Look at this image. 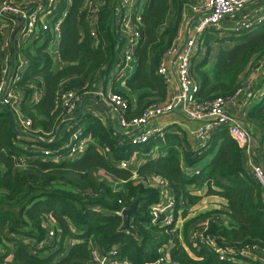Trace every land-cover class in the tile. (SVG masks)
<instances>
[{
  "label": "trees",
  "instance_id": "1",
  "mask_svg": "<svg viewBox=\"0 0 264 264\" xmlns=\"http://www.w3.org/2000/svg\"><path fill=\"white\" fill-rule=\"evenodd\" d=\"M37 1L13 0L25 8L33 7ZM93 1L98 0H70L69 4L68 0H60V10L67 9L61 27L60 60L48 51L49 34L34 39L24 49L29 67L15 88L24 96L20 110L31 119V130L38 139L18 134L8 111L0 109V264H90L92 246L104 254L115 249L112 257L122 264H167L160 261L165 255L170 264H263L260 259L240 255L242 249L264 254V204L260 185L248 173L245 152L226 128L215 130L209 146L198 153L188 147L182 128L175 132L168 126L163 136L133 145L129 135L122 136L89 115L84 131L92 143L86 152L68 158L66 149L60 150L69 135L55 137L61 123L70 116L55 104L60 92L71 89L81 97L87 95L100 80L113 77L122 53L123 40L113 25L112 0H100L94 26L89 21ZM198 1L147 0L144 5L135 51L136 71L126 81L125 91L113 89L126 97L128 91H143L137 104L130 103L126 110L128 119L167 99L168 85L158 68L178 38L186 5ZM260 26V31L252 34L235 31L239 35L231 37L229 50L218 54L213 79L203 68L209 50L195 62L193 73L202 79L199 99L234 93L242 71L264 57V23ZM210 32L204 36L208 44L217 38L214 29ZM4 38L0 32V73ZM38 89L42 99L32 105L30 99ZM246 120H256L264 129V94L246 110ZM17 128L20 130L18 124ZM172 142L182 147L184 162L176 147L169 146ZM165 146H169L166 156L151 157L154 147L160 150ZM134 153L147 158L137 166L136 176L118 164ZM56 155L60 160H54ZM209 155L210 162L204 164ZM198 168L200 173L196 174ZM100 172L120 183L112 184ZM154 175L163 176L175 196V221L170 226L151 221V207L160 199L159 189L150 185ZM206 196L225 200V209L188 217L191 208ZM138 199L137 213L131 215L129 227L125 228L124 217L117 212L132 207ZM183 218L187 219L179 228ZM51 219L57 239L46 246L48 253L42 257L37 243L45 236ZM203 223L208 224L207 234L219 246L234 250L226 259H220L209 245H194L191 235Z\"/></svg>",
  "mask_w": 264,
  "mask_h": 264
},
{
  "label": "built area",
  "instance_id": "2",
  "mask_svg": "<svg viewBox=\"0 0 264 264\" xmlns=\"http://www.w3.org/2000/svg\"><path fill=\"white\" fill-rule=\"evenodd\" d=\"M256 1L258 0H199L193 6L197 16L186 39L182 43L176 40L164 54L158 68L168 89L174 84L173 90L164 102L149 105L141 115L128 119L125 113L130 106V99L121 93L114 92L111 88H96L92 90V93L101 97L103 102L113 110L120 126L128 131L130 143L133 145H142L153 137L163 136L164 128L156 124L152 125L150 122L172 112H178L186 120L197 123V127L192 129L191 133L197 145L195 151L198 153L209 146L215 130L226 128L229 135L244 150L248 173L260 185L264 204V129L259 136L253 135L246 118L239 115L244 106L250 107L253 102H258L263 97L264 83H251L241 77L239 86L230 96L218 95L208 100H201L197 97L201 87L193 73L195 59L202 48L205 33L223 27L226 21L234 19L238 13L243 12L248 5ZM69 3L70 0H68ZM111 4L114 12V29L120 34L124 44L112 74L117 80L126 83L137 68L135 51L140 39L139 25H142L143 9L139 0H112ZM100 7V0L92 5L89 14L92 26L98 22ZM66 15V8L60 10V0H38L31 8L21 7L13 0H0V32L5 35L2 42L0 101L2 98V103L13 111L16 124L20 127L19 131L22 135L35 140L37 138L28 135H34L31 130V119L24 117L20 110L24 96L15 88L23 80L29 67V60L24 54V49L31 43L34 36L35 39H40L49 34L51 42L53 39L59 41L62 23ZM253 18L255 17L251 16V13L245 11L242 20H239L238 23L241 22V26L245 29H252L255 21ZM235 28L240 30V27ZM91 34L94 38L97 36L94 29ZM172 59L176 66L173 74L167 67L168 62ZM252 72L254 75L259 74L260 68H255ZM42 96L43 93L39 89L36 90L30 103L32 105L39 103ZM81 99L82 97L74 90L69 89L60 92L55 104L57 107H61L67 115H72L76 112ZM72 123L67 128L69 140L60 148V150L66 149L65 153L68 158L82 155L92 143V139L86 136L84 129ZM31 146L37 147L35 144ZM54 160H60V156H54ZM118 164L120 168L129 169L136 176V168L139 164L135 156L121 160ZM195 173L199 174L200 169H196ZM150 185L158 188L160 192L159 201L150 210L152 223L163 226L172 225L175 221V196L172 193V188L161 175H154L150 179ZM123 210L117 213L123 216ZM54 225L55 222L51 219L45 236L37 243L39 252H48L45 249L46 246L57 239ZM122 231L130 234L128 229L123 228ZM207 232V223H203L195 229L191 235L194 245H209L220 259H226L228 253L234 250L219 246ZM71 243L74 244L75 241ZM258 253L260 252L255 254L252 249L240 251V255L243 257L260 259L264 264V257L258 256ZM115 254V249L109 254H104L100 249L92 246L90 264H122L118 259L112 257ZM228 259L238 263L242 262L235 258L229 257ZM164 260L170 264L166 255L160 258V261Z\"/></svg>",
  "mask_w": 264,
  "mask_h": 264
},
{
  "label": "crops",
  "instance_id": "3",
  "mask_svg": "<svg viewBox=\"0 0 264 264\" xmlns=\"http://www.w3.org/2000/svg\"><path fill=\"white\" fill-rule=\"evenodd\" d=\"M139 2L141 5L142 0H139ZM197 3H195V4H197ZM195 4L186 5V7L183 11L182 21H181V24L179 27V35H178L179 37L177 39V41H179V43L184 42V40L187 37V34L190 32V29H191L193 23L195 22V18L197 16L196 12L193 10V6ZM245 11L247 13H251V16L255 17V18H253V19H255L253 26H252L253 28L249 29V30L255 31L257 28H260L261 27L260 25L262 23H264V1L263 0H258L256 2L248 5L246 7V9L243 12L238 13L236 15V17H234L233 20H228V21H230L232 28L233 27H240L239 29L241 31L242 30H248V29H245L243 26H241V22H240V24L238 23L239 20H242L243 13H245ZM241 27H243V28H241ZM54 40L55 39H53L52 42L49 44L48 51L50 52V54L52 55L53 58H55L56 60H60L59 45H60L61 38L59 39V41H54ZM53 42L59 43V45L54 48L52 45ZM123 46H124V44H122V50H123ZM227 50H229V48ZM205 54H203V49L201 48L198 55L196 56L195 62L198 63L199 61H201V59L203 58V56H205ZM218 54L219 53H216V60H217ZM260 62L264 63V57L255 61V63H260ZM216 63H217V61H216ZM53 66H55V64ZM167 67L169 68V71L173 74L175 67H176L174 64V59H172L168 62ZM132 75H131V77H132ZM241 77L245 78L246 81H249L251 83H262L263 84L264 83V70H263L262 76H261V74L254 75L252 71H250V72L246 71L244 73H241L240 78ZM195 78H196V81L201 85L202 79L200 80L196 76H195ZM96 88H102V89H110L111 88L112 90L113 89H119V90L125 91V89L127 87H126V83L122 82L121 80H117L114 77L111 78V76H110L108 78H103L102 80H100L97 83ZM173 88H174V84L169 86V89H168L169 95H170L171 91L173 90ZM142 92L143 91H128V93H127L128 98L130 99V102L132 103V105L137 104L138 98ZM248 108L249 107L244 106L239 115L242 116L243 118H246V110ZM81 110L83 111L82 113H81ZM237 111L239 112L238 108H237ZM89 115H93V116L99 118L104 125L111 126L115 130L120 132V134L122 136H128L129 135L128 131L120 126L118 118L115 115V113L113 112V110L103 102L101 97L95 96V94L92 93V91H91L87 95H84L82 97V99L79 101L78 108H77L76 112L73 113L72 115H70L66 121H64L65 123H64L58 137L65 136L67 134V128L71 124L70 122L67 123V121H73L75 123H79L78 126L84 129V127L87 123V117ZM246 122L248 123L250 130L253 133V135L259 136L261 134V132L263 131V129H262L263 126H261V124L258 121H256V120L247 121L246 120ZM150 124L159 125V126L163 127L164 129L169 126L170 130L175 131V132L179 128L180 129L182 128L183 129L182 131H184L186 133V137H187V140L189 143L188 147L195 151L197 145H196V141H195V139L191 133V130L197 127V123L190 122V121L186 120L184 117L179 115L177 112H172V113H169L167 115L160 116L156 119H153L150 122ZM173 125H175V126H173ZM184 144H185V142L183 143V145ZM169 146L176 147V149L181 153V159L184 162V152H183L182 147L179 146L178 144H176L175 142L169 143ZM169 146H165V147H163V149H160V150H159L160 147L158 149L154 148L152 153H151V155H152L151 157L155 158V157H158L160 155L166 156L169 152V148H168ZM132 156L137 157L138 164H140V163L143 164L147 160V158H145V157L143 158L142 156H138L136 153H134ZM211 158H212V155L206 156L203 160V163L208 164L210 162ZM183 165H184V163H183ZM100 173L102 175H104V176H102L100 174L102 177L108 179L110 182H112V184L117 185L120 183L119 180L115 179L111 175L106 174L104 172H100ZM225 203H226L225 200L219 198L218 196H206L201 200V202L199 204L194 205L191 208V211L189 212L190 214H188V217L194 216L199 212L210 211V210H213L215 208L225 209V207H224ZM185 219H187V218L181 219L180 223H183V221ZM180 223L178 222V227L182 228V226H181L182 224L179 225ZM258 254H260V253H258ZM262 255L264 256V254H262Z\"/></svg>",
  "mask_w": 264,
  "mask_h": 264
},
{
  "label": "rangeland",
  "instance_id": "4",
  "mask_svg": "<svg viewBox=\"0 0 264 264\" xmlns=\"http://www.w3.org/2000/svg\"><path fill=\"white\" fill-rule=\"evenodd\" d=\"M146 2H147V0H142V2H141V8L144 7V5L146 4ZM236 29L237 28H235V27L232 28L230 21H227L226 23H224L223 27L219 28L218 30L215 29V31L217 33V38L209 40L208 41L209 44L206 43L205 38H203V42H202L203 43L202 44L203 54H205L209 50L208 60H207V63L205 64V66L203 68H204V70H206V71H208L210 73V77L212 79H213L212 74H213V72L215 70V67H216V64L215 63L217 61L216 60V53L227 51V49L229 48L228 45L231 43V40H230L231 37L232 36H238L239 35V33L234 32V31H238ZM260 29H261V27L260 28H257L255 31H253V30H251V31L250 30H247L248 31L247 33L248 34H252V33H255V32L260 31ZM208 33H211V32L210 31H207L205 33V35L208 34ZM34 39H35V36L32 38V41H34ZM52 45L55 48V47H57L59 45V43L53 42ZM252 64L250 63L242 71V73H244L246 71H249V72L250 71H253L255 68H260L259 74H261V76H262L263 75V70H264L263 69L264 68V63L263 62H260V63H255L253 65ZM154 148L155 149H158V147H154ZM136 159H137V157H136ZM181 224L182 223H180L179 225H181ZM47 253L48 252H44L41 256L44 257V256H46Z\"/></svg>",
  "mask_w": 264,
  "mask_h": 264
},
{
  "label": "water",
  "instance_id": "5",
  "mask_svg": "<svg viewBox=\"0 0 264 264\" xmlns=\"http://www.w3.org/2000/svg\"><path fill=\"white\" fill-rule=\"evenodd\" d=\"M0 109H6V110L8 111V113H9V115H10V117H11L12 123H13L14 130H15L18 134H22V133L18 130V128H17V124H16V120H15V116H14L13 111H12L8 106H6V105H4V104L2 103V98H1V101H0ZM82 112H83V111L81 110V113H82ZM69 122L71 123V122H73V121H67V123H69ZM64 123H65V122L61 123V125L59 126V129H58V131H57V134H56V138H55V139L58 138V136H59V134H60V132H61V129H62ZM28 135H29V136H32V137H35V138L38 139V137H36V136H34V135H32V134H28ZM188 171L191 172V171H192V168H188ZM138 204H139V199H138L137 201H135V203H134V205H133L132 207L123 210V217H124V222H125L124 227H125V228H128V227H129V220H130L131 215L137 213ZM257 255L260 256V257H264L262 254H257Z\"/></svg>",
  "mask_w": 264,
  "mask_h": 264
}]
</instances>
